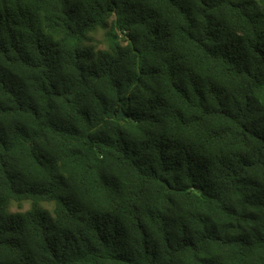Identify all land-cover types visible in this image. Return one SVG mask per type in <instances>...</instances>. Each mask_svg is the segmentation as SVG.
<instances>
[{
  "label": "trees",
  "instance_id": "obj_1",
  "mask_svg": "<svg viewBox=\"0 0 264 264\" xmlns=\"http://www.w3.org/2000/svg\"><path fill=\"white\" fill-rule=\"evenodd\" d=\"M0 264H264V0H0Z\"/></svg>",
  "mask_w": 264,
  "mask_h": 264
},
{
  "label": "rangeland",
  "instance_id": "obj_2",
  "mask_svg": "<svg viewBox=\"0 0 264 264\" xmlns=\"http://www.w3.org/2000/svg\"><path fill=\"white\" fill-rule=\"evenodd\" d=\"M93 38H94V40H95L96 42L99 43L100 40H101V35H100V34H96V35L93 36ZM99 45H100V44H99ZM27 207H28V204L25 203L22 209H25V208H27ZM12 210H13V211H16L17 208H16V207H13Z\"/></svg>",
  "mask_w": 264,
  "mask_h": 264
}]
</instances>
